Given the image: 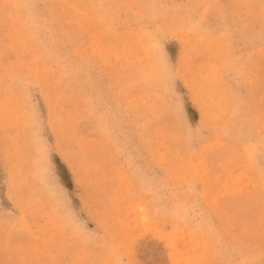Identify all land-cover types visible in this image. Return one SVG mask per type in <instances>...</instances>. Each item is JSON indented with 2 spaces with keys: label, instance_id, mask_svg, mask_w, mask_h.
<instances>
[{
  "label": "rangeland",
  "instance_id": "obj_1",
  "mask_svg": "<svg viewBox=\"0 0 264 264\" xmlns=\"http://www.w3.org/2000/svg\"><path fill=\"white\" fill-rule=\"evenodd\" d=\"M0 264H264V0H0Z\"/></svg>",
  "mask_w": 264,
  "mask_h": 264
}]
</instances>
